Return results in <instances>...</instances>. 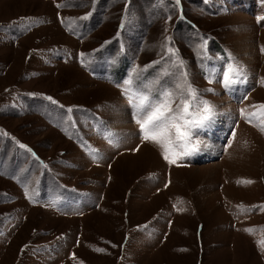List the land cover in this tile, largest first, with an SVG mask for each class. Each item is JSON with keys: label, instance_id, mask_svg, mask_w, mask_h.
Returning a JSON list of instances; mask_svg holds the SVG:
<instances>
[{"label": "rangeland", "instance_id": "rangeland-1", "mask_svg": "<svg viewBox=\"0 0 264 264\" xmlns=\"http://www.w3.org/2000/svg\"><path fill=\"white\" fill-rule=\"evenodd\" d=\"M260 105L264 0H0V264H264Z\"/></svg>", "mask_w": 264, "mask_h": 264}, {"label": "snow or ice", "instance_id": "snow-or-ice-1", "mask_svg": "<svg viewBox=\"0 0 264 264\" xmlns=\"http://www.w3.org/2000/svg\"><path fill=\"white\" fill-rule=\"evenodd\" d=\"M230 71L234 70L230 69ZM225 79L227 83L233 82L229 76H226ZM191 91L189 89L190 94ZM147 100V96L143 97L136 109L138 114L137 123L140 124L143 139L158 144L164 150V158L170 164L175 163V159L171 158L175 155L174 146L183 148L184 155L190 154L194 149L187 147L191 129L188 127V121L185 119V117L191 115L189 112V102L181 100V105L173 109L172 104L174 100L171 93H163L162 99L145 104ZM259 107L264 110V105H260ZM141 112H143L142 117L139 116ZM204 113L207 115L202 116L197 121V124H201L209 118L211 109L205 106ZM176 141H182L183 143L177 144ZM247 183H250V181Z\"/></svg>", "mask_w": 264, "mask_h": 264}]
</instances>
